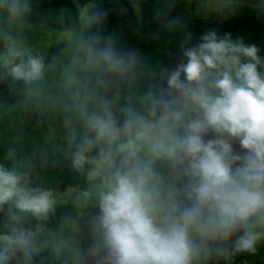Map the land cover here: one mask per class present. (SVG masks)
<instances>
[{
  "label": "clouds",
  "instance_id": "obj_1",
  "mask_svg": "<svg viewBox=\"0 0 264 264\" xmlns=\"http://www.w3.org/2000/svg\"><path fill=\"white\" fill-rule=\"evenodd\" d=\"M0 9L19 18L29 5L0 0ZM106 16L96 10L83 19L91 27ZM4 40L0 70L13 82L33 85L53 67L10 35ZM117 41L115 33L81 34L62 74L71 166L92 165V176L105 177L87 254L95 264H207L255 253L264 240V48L210 31L182 47L174 68L160 69L163 85L149 87L137 107L121 87L136 84L141 61ZM157 164L172 173L166 188ZM55 203L51 190L29 186L27 173L0 165V208L15 209V225L0 234V264L17 253L29 264L36 233L19 226L21 217L46 220Z\"/></svg>",
  "mask_w": 264,
  "mask_h": 264
},
{
  "label": "trees",
  "instance_id": "obj_2",
  "mask_svg": "<svg viewBox=\"0 0 264 264\" xmlns=\"http://www.w3.org/2000/svg\"><path fill=\"white\" fill-rule=\"evenodd\" d=\"M93 0H25L29 10L19 18L9 17L0 9V53L6 47L4 35H10L34 56L52 64L42 81L25 85L13 82L0 70V165L27 173L30 187L51 190L56 201L54 211L46 220L23 214L21 227L35 235L38 249L29 264H95L87 254L91 243L90 222L99 211L97 186L79 197H68V192L95 178L92 165L82 171L71 166L64 118L68 113L63 105L67 100L61 84L63 70L74 51L75 40L99 30L103 35L115 33L121 52L138 54L143 74L131 89L121 87L122 94L131 91L139 107V97L149 87H160L163 67L174 68L183 58L182 47H191L210 31L223 37L229 34L246 45L264 48V4L245 1L208 0L219 5L209 15L200 17L188 10L186 0H118L96 5L90 12L102 10L107 16L98 25L84 23L85 7ZM264 1V0H263ZM264 3V2H263ZM175 20L172 26L169 22ZM73 31V32H71ZM67 38L45 45L44 42L60 34ZM191 40L185 43V37ZM264 61L263 57H260ZM264 71V66H259ZM123 98L120 103H123ZM75 127L82 132L79 122ZM79 139V136H78ZM13 156H8L9 151ZM74 150V148H73ZM98 147L89 154L95 157ZM162 185L166 188L173 176L165 164H157ZM11 205L0 208V234L7 233L15 222L9 219ZM41 231L37 232V229ZM61 251H55L56 246ZM9 264H25L17 253ZM207 264H264V240L255 253H235L230 261L213 256Z\"/></svg>",
  "mask_w": 264,
  "mask_h": 264
},
{
  "label": "rangeland",
  "instance_id": "obj_3",
  "mask_svg": "<svg viewBox=\"0 0 264 264\" xmlns=\"http://www.w3.org/2000/svg\"><path fill=\"white\" fill-rule=\"evenodd\" d=\"M118 0H93L89 5L85 7V10L83 12L84 15L88 14L96 5L106 2H114ZM230 1H245L252 4H259L263 5V0H230ZM187 8L190 11H193L195 15H199L200 17H205L209 15L216 7H218V2H213L210 4L208 0H186ZM73 32V31H71ZM70 34H60L59 36H56L52 39H49L44 42L45 45L55 43L57 41L63 40L67 38ZM258 56L264 57V51L260 50L258 52ZM104 174L98 175L95 178L89 180L84 185L79 186L77 189L69 191L68 197H79L82 193L85 191H88L89 189L97 186H103L104 185Z\"/></svg>",
  "mask_w": 264,
  "mask_h": 264
}]
</instances>
